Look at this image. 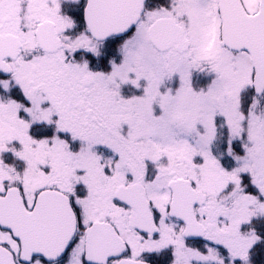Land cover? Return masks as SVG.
Returning <instances> with one entry per match:
<instances>
[{
	"label": "snow or ice",
	"instance_id": "1",
	"mask_svg": "<svg viewBox=\"0 0 264 264\" xmlns=\"http://www.w3.org/2000/svg\"><path fill=\"white\" fill-rule=\"evenodd\" d=\"M0 264H264V0H0Z\"/></svg>",
	"mask_w": 264,
	"mask_h": 264
}]
</instances>
